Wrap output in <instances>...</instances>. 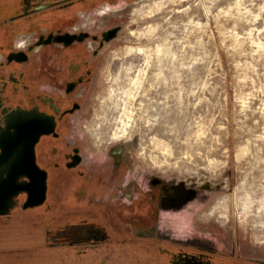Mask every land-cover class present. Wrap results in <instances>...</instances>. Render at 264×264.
I'll list each match as a JSON object with an SVG mask.
<instances>
[{
    "label": "flooded vegetation",
    "instance_id": "obj_1",
    "mask_svg": "<svg viewBox=\"0 0 264 264\" xmlns=\"http://www.w3.org/2000/svg\"><path fill=\"white\" fill-rule=\"evenodd\" d=\"M120 1L0 0V264H264L199 218L208 193L80 127Z\"/></svg>",
    "mask_w": 264,
    "mask_h": 264
},
{
    "label": "rangeland",
    "instance_id": "obj_2",
    "mask_svg": "<svg viewBox=\"0 0 264 264\" xmlns=\"http://www.w3.org/2000/svg\"><path fill=\"white\" fill-rule=\"evenodd\" d=\"M136 1L105 19L122 28L103 51L80 127L97 148L100 131L102 147L123 144L141 170L208 193L205 207L227 195L209 221L264 259V0H169L152 15L128 11Z\"/></svg>",
    "mask_w": 264,
    "mask_h": 264
},
{
    "label": "bare ground",
    "instance_id": "obj_3",
    "mask_svg": "<svg viewBox=\"0 0 264 264\" xmlns=\"http://www.w3.org/2000/svg\"><path fill=\"white\" fill-rule=\"evenodd\" d=\"M135 1V0H134ZM169 0H138L134 3H132L131 5H128V11L130 12H136L137 11H146L148 14H153L155 13L156 11H159L160 9H162L163 7H165V5L167 4ZM133 2V1H132ZM103 9V8H101ZM105 10L106 12V15L107 17H116V18H119L122 16L123 14V11L124 9L123 8H117V9H103ZM100 11V10H99ZM143 13V12H142ZM138 14V13H137ZM140 14V13H139ZM105 15V16H106ZM137 18V17H136ZM132 19V18H131ZM155 23L151 24V25H148L146 27V29H143V30H138V29H132L131 30V33L134 34V35H138V34H143V33H146L147 31H150V30H153L154 29V25ZM113 25V24H111ZM145 28V27H144ZM100 29V28H99ZM151 32V31H150ZM257 41V40H256ZM262 41V40H261ZM27 42V41H26ZM262 44V43H261ZM160 47V46H159ZM127 48L128 49H131L133 48V45H127ZM159 51H162L163 49L162 48H159L158 49ZM148 51V50H147ZM136 82V81H135ZM126 95V94H125ZM131 99V98H130ZM128 104V102H127ZM126 106V109L128 105H125ZM130 108V107H129ZM125 109L124 113L127 111ZM130 110V109H129ZM126 114V113H125ZM128 114V113H127ZM130 114V113H129ZM123 115V114H122ZM129 116V115H128ZM128 118V117H127ZM125 119L122 120V122L124 121ZM127 120V119H126ZM126 122V121H125ZM125 124V123H123ZM126 130V126H124L122 129H115L114 133H113V139H118L121 137V133ZM98 131V130H97ZM101 132L98 131L97 132V144L98 145H101V143H103V139L104 137L101 136L102 134H100ZM154 138V137H153ZM159 141V140H158ZM106 143V142H105ZM167 147V146H166ZM159 149V148H158ZM154 155V154H153ZM243 158V157H242ZM133 182V181H132ZM247 194V193H246ZM131 195V194H130ZM230 197V195H228ZM248 196V195H247ZM252 197V196H251ZM228 198H227V195L226 196H220L215 202H213L210 206L206 207L205 209H202L201 211H199V218L200 219H206V220H210L212 218H217L218 215H222V213H224V210L223 208H225L226 206V202H228ZM245 208L246 210L248 209V207H250V203L249 201H245L244 203ZM134 206V205H133ZM263 206V205H262ZM264 207V206H263ZM227 211V210H226Z\"/></svg>",
    "mask_w": 264,
    "mask_h": 264
},
{
    "label": "water",
    "instance_id": "obj_4",
    "mask_svg": "<svg viewBox=\"0 0 264 264\" xmlns=\"http://www.w3.org/2000/svg\"><path fill=\"white\" fill-rule=\"evenodd\" d=\"M42 133V130H37L36 132H34V135L35 136H39L40 134ZM2 158V156L0 157V159ZM1 162V161H0ZM14 178V179H17V173L14 174V176L11 177V179ZM46 184V183H45ZM0 190H2L0 188ZM18 191V188H14V187H8L5 185V198L6 197H12L13 195H15ZM45 191H46V185H44V187L42 188V195H45ZM3 192L0 191V195L2 194ZM32 197H36L37 195L36 194H32L31 195Z\"/></svg>",
    "mask_w": 264,
    "mask_h": 264
}]
</instances>
